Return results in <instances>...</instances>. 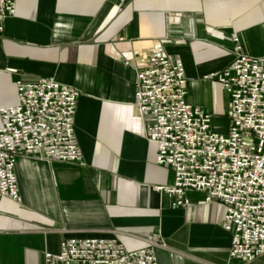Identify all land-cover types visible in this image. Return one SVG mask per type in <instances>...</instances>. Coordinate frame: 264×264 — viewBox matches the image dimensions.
<instances>
[{
    "label": "crops",
    "instance_id": "obj_1",
    "mask_svg": "<svg viewBox=\"0 0 264 264\" xmlns=\"http://www.w3.org/2000/svg\"><path fill=\"white\" fill-rule=\"evenodd\" d=\"M233 35L248 54L264 55V0H16L0 33V127L1 110L18 103V81L72 85L85 165L18 160L21 201L0 203V264H45V253L71 237L118 238L128 250L162 238L159 264H242L230 258L220 202L189 192L188 206L173 207L156 189L172 185L174 173L157 164L143 132L133 58L163 40L184 64L187 100L220 130L230 97L208 76L234 59ZM245 264H264V254Z\"/></svg>",
    "mask_w": 264,
    "mask_h": 264
},
{
    "label": "built area",
    "instance_id": "obj_2",
    "mask_svg": "<svg viewBox=\"0 0 264 264\" xmlns=\"http://www.w3.org/2000/svg\"><path fill=\"white\" fill-rule=\"evenodd\" d=\"M15 14L16 0H0V33ZM232 41V62L208 76L230 97L227 133L187 100L184 64L163 40L148 53L133 51L135 105L145 136L156 144L157 164L174 173L172 185L156 189L174 197L173 207L188 206L189 192L220 202L230 258L245 264L264 254V55L245 52L238 35ZM17 91L18 103L1 110L0 203L5 197L21 201L15 166L23 156L85 165L74 126L80 91L53 77L20 80ZM159 247H165L162 238L128 250L118 238L71 237L58 253H45V264H159Z\"/></svg>",
    "mask_w": 264,
    "mask_h": 264
},
{
    "label": "rangeland",
    "instance_id": "obj_3",
    "mask_svg": "<svg viewBox=\"0 0 264 264\" xmlns=\"http://www.w3.org/2000/svg\"><path fill=\"white\" fill-rule=\"evenodd\" d=\"M222 128H223V126H225L226 128H228V124L227 123H223L222 125ZM222 128H220V131L222 130ZM226 132V131H225ZM227 133V132H226Z\"/></svg>",
    "mask_w": 264,
    "mask_h": 264
}]
</instances>
